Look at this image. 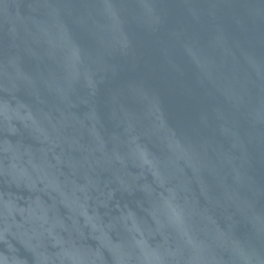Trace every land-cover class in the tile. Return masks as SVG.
Returning a JSON list of instances; mask_svg holds the SVG:
<instances>
[{
    "label": "water",
    "instance_id": "water-1",
    "mask_svg": "<svg viewBox=\"0 0 264 264\" xmlns=\"http://www.w3.org/2000/svg\"><path fill=\"white\" fill-rule=\"evenodd\" d=\"M0 264H264V0H0Z\"/></svg>",
    "mask_w": 264,
    "mask_h": 264
}]
</instances>
